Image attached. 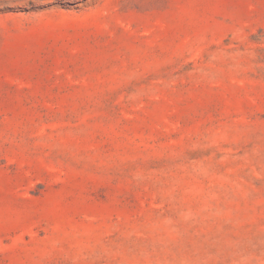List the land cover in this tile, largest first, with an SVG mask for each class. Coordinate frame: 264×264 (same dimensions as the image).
<instances>
[{
    "label": "rangeland",
    "instance_id": "obj_1",
    "mask_svg": "<svg viewBox=\"0 0 264 264\" xmlns=\"http://www.w3.org/2000/svg\"><path fill=\"white\" fill-rule=\"evenodd\" d=\"M0 264H264V0H0Z\"/></svg>",
    "mask_w": 264,
    "mask_h": 264
}]
</instances>
